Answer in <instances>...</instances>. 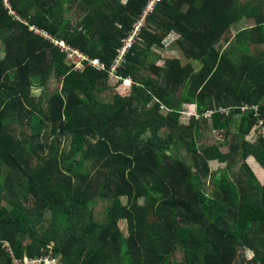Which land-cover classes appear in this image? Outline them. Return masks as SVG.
I'll list each match as a JSON object with an SVG mask.
<instances>
[{
  "label": "trees",
  "instance_id": "trees-1",
  "mask_svg": "<svg viewBox=\"0 0 264 264\" xmlns=\"http://www.w3.org/2000/svg\"><path fill=\"white\" fill-rule=\"evenodd\" d=\"M147 1L11 0L16 19L0 0V264L47 254L64 264H264V183L246 163L264 169V141L246 139L256 118L193 116L254 104L264 120V51L253 48L264 45V0H161L111 102L99 98L111 90L106 71H74L29 30L108 68ZM71 8L75 23L64 18ZM170 34L197 69L161 58ZM52 79L59 89L43 93ZM206 130L222 141L197 144Z\"/></svg>",
  "mask_w": 264,
  "mask_h": 264
},
{
  "label": "built area",
  "instance_id": "built-area-1",
  "mask_svg": "<svg viewBox=\"0 0 264 264\" xmlns=\"http://www.w3.org/2000/svg\"><path fill=\"white\" fill-rule=\"evenodd\" d=\"M160 1L161 0H148L146 2L141 12L132 23L130 30L120 40V44L116 48L115 55L108 68H106L105 64L102 63L99 59L89 57L88 55L82 53L81 51L65 44L63 41L52 37L48 32L42 29H39L35 26H30L29 30L34 34L41 36L44 40L49 41L51 44H53V46L57 47L59 51L64 55L65 61L72 66V69L74 71L82 72L87 68H91L97 72L106 71L109 79H113V78L119 79L116 75L117 69L125 63L128 54L140 40V34L146 24V19L154 11L156 4L159 3ZM2 3L7 13L10 16L16 18V14L12 9L11 0H2ZM230 111H238L239 113L242 114L246 112H251L253 116L256 118V122L252 127L250 133L246 137V139L250 143H254L258 139H262L264 141V120L260 117L258 105L242 104L236 107H222V106L213 107L212 109L203 112L200 116L196 114H193V116L196 118H202L209 122L213 115L219 114V115L227 116L230 113ZM188 116L190 117L191 114H189ZM4 247H6L7 252L13 257V254L10 248L8 247L7 243H4ZM13 264H64V263L59 261L58 258L53 257L51 254H47L44 256H40L38 258L24 257L20 261L18 259L13 258Z\"/></svg>",
  "mask_w": 264,
  "mask_h": 264
},
{
  "label": "rangeland",
  "instance_id": "rangeland-1",
  "mask_svg": "<svg viewBox=\"0 0 264 264\" xmlns=\"http://www.w3.org/2000/svg\"><path fill=\"white\" fill-rule=\"evenodd\" d=\"M73 1V0H72ZM241 2H245V3H252L255 2V0H240ZM248 6V5H247ZM64 18L65 20H69L71 23H75L77 21V15H76V9L74 8H71V12H66L64 14ZM252 25H254V21L253 19H245L243 21H240V23L238 24V26L240 27L239 29H242V28H245V27H251ZM237 31V30H235ZM234 29L232 31H229L228 33V36L229 37H233L234 36ZM176 38V35L175 34H170L164 41H163V44H164V48L163 49H157L156 51L160 54L161 58L163 59H166V58H178L181 63L184 65V64H187V63H191L193 65L194 68H198L199 64L195 61H191L189 59H186L179 51H177L174 47H173V42ZM1 45H0V56H1ZM254 50H258L259 51H264V45L262 46H259V48H257V46H254L253 47ZM231 53L230 57L231 59L233 60L234 57L237 55L238 51L235 49V47H233L231 49V51L229 52ZM118 79L116 78H113V79H109L108 81V85L110 87L111 90H108L106 92H104L99 98L101 101L103 102H111L112 100V95L114 94V91L116 86L115 84L117 83ZM128 81V80H127ZM129 82V81H128ZM126 83L125 82H122L121 85H124V86H128L127 84L129 83ZM59 86H60V83H58L56 80L52 79L49 81L48 85H47V88H46V91H44L43 93H47V94H51L52 92L56 91L59 89ZM114 89V91H113ZM117 89V88H116ZM118 90V89H117ZM122 90V88L120 89ZM40 92H41V89L40 88H37L36 86L33 87L32 89V94L34 97H38V95H40ZM127 92V91H126ZM185 107V112L189 111V108H186L187 106H184ZM183 112L182 115H180V118H179V121L180 123L182 124H187L188 121H189V113H185ZM235 130L234 128H232V133H234ZM221 136H223V134H221ZM219 134L215 133V132H210L209 130H206V131H202L201 132V137H197L196 138V143L199 144V143H203V144H208V143H220L222 141V137H221ZM221 147V146H220ZM179 154L184 157V154H185V150L183 148V146L181 145V147L179 149ZM221 150L222 151H226L227 148L226 146H223L221 147ZM247 163V161H246ZM223 167V164H219L217 163L216 161H212L210 162V168L212 170H215V169H221ZM211 192V186L207 184L206 182V193H210ZM120 227L121 229H125V225L124 223H120ZM245 256H246V260H249L251 258V253L246 251L245 252Z\"/></svg>",
  "mask_w": 264,
  "mask_h": 264
},
{
  "label": "crops",
  "instance_id": "crops-1",
  "mask_svg": "<svg viewBox=\"0 0 264 264\" xmlns=\"http://www.w3.org/2000/svg\"><path fill=\"white\" fill-rule=\"evenodd\" d=\"M185 113L188 114V112H185ZM246 161L249 167L251 168V170L253 171V173L255 174V176L257 177V179L259 180V182L263 184L264 183V169H262V167L255 161L253 157H248Z\"/></svg>",
  "mask_w": 264,
  "mask_h": 264
},
{
  "label": "clouds",
  "instance_id": "clouds-1",
  "mask_svg": "<svg viewBox=\"0 0 264 264\" xmlns=\"http://www.w3.org/2000/svg\"><path fill=\"white\" fill-rule=\"evenodd\" d=\"M97 59V58H96Z\"/></svg>",
  "mask_w": 264,
  "mask_h": 264
}]
</instances>
